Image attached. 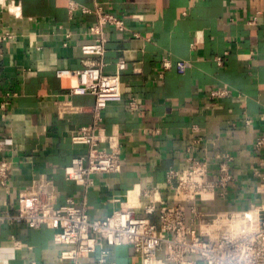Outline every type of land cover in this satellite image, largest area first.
<instances>
[{"label": "crops", "instance_id": "obj_1", "mask_svg": "<svg viewBox=\"0 0 264 264\" xmlns=\"http://www.w3.org/2000/svg\"><path fill=\"white\" fill-rule=\"evenodd\" d=\"M96 5L125 23L121 30L105 27L103 71L116 72L124 63L123 97L99 120L104 133L118 138L122 168L94 175L93 186L85 188L67 180L64 167L88 150L71 134L93 123L95 98L71 93L78 78H59L56 71L83 66ZM0 32L13 36L0 42V99L8 101L0 107V159L13 165L9 186H0V214L12 212L20 189L48 177L58 191L56 206L73 198L86 203L91 218L123 206L146 216L145 192L156 190L172 203L166 172L181 170L189 150L208 161L212 179L217 155L233 157L225 195L217 188L202 210L264 203V148L255 147L264 136V0H0ZM165 59L170 67L163 66ZM179 61L190 66L180 72ZM223 85L228 95L208 98L211 88ZM63 102L74 108L62 112ZM150 218L157 222L158 214ZM66 248L54 242L52 228L0 221V257L7 264H56ZM109 250V263L141 264L130 245ZM98 255L97 248L79 264H100Z\"/></svg>", "mask_w": 264, "mask_h": 264}, {"label": "built area", "instance_id": "obj_2", "mask_svg": "<svg viewBox=\"0 0 264 264\" xmlns=\"http://www.w3.org/2000/svg\"><path fill=\"white\" fill-rule=\"evenodd\" d=\"M74 5L70 4V9ZM82 11L90 12L87 7ZM98 18L89 30L94 35L92 42L82 46L83 66L78 69H60L56 75L76 76L78 83L69 87L74 94L93 95L95 98L94 121L71 134L72 142L88 147L85 154L75 155L64 167L65 178L85 188L93 186V176L119 172L122 168L117 136L106 134L99 125L101 111L110 103L123 97L120 62L117 71L105 73L101 57L105 51V27L124 29L125 23L117 16L103 11L100 5L92 10ZM8 32H0V42L11 39ZM94 58L93 60L90 59ZM220 61V57L216 58ZM165 59L163 66L170 67ZM189 61L177 62L183 72ZM227 85L209 90L208 98L228 95ZM8 103L0 99V107ZM62 112L74 108L69 102L62 103ZM197 131V127H193ZM201 138H195L199 143ZM106 143L107 146L102 145ZM257 149L264 148V136L255 141ZM189 150L185 166L181 170L170 168L166 172L165 184L172 203L158 196L156 190L145 192L147 202L142 205L146 216H137L133 208L123 206L104 218H91L83 200L68 198L56 206L53 199L57 189L48 177H40L19 190L12 212L0 214V221L10 220L31 228L48 227L54 230V242L66 245L61 250L56 264H79L84 257L99 249L100 264L108 262L109 248L130 245L141 258V264H264V203L233 211L208 212L200 204L213 201L216 190L225 195L232 179L228 153L218 154L216 178H210V167ZM13 174L10 161L0 159V186L7 188ZM264 179V164L262 170ZM158 214L153 222L150 215ZM28 264H48L31 260Z\"/></svg>", "mask_w": 264, "mask_h": 264}, {"label": "clouds", "instance_id": "obj_3", "mask_svg": "<svg viewBox=\"0 0 264 264\" xmlns=\"http://www.w3.org/2000/svg\"><path fill=\"white\" fill-rule=\"evenodd\" d=\"M7 253L8 255H11L12 250L11 249L7 250ZM0 264H7V262L4 258L0 257Z\"/></svg>", "mask_w": 264, "mask_h": 264}]
</instances>
